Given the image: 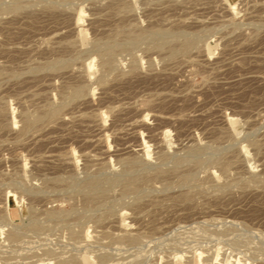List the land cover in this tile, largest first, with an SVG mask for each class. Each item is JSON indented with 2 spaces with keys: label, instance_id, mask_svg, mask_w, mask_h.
Segmentation results:
<instances>
[{
  "label": "rangeland",
  "instance_id": "rangeland-1",
  "mask_svg": "<svg viewBox=\"0 0 264 264\" xmlns=\"http://www.w3.org/2000/svg\"><path fill=\"white\" fill-rule=\"evenodd\" d=\"M61 261L264 264V0H0V264Z\"/></svg>",
  "mask_w": 264,
  "mask_h": 264
},
{
  "label": "bare ground",
  "instance_id": "bare-ground-1",
  "mask_svg": "<svg viewBox=\"0 0 264 264\" xmlns=\"http://www.w3.org/2000/svg\"><path fill=\"white\" fill-rule=\"evenodd\" d=\"M152 30H153V29H152ZM166 30H167V29H166ZM159 31H160V30H159ZM167 31H168V30H167ZM155 32H156V31H155ZM155 32H154V33H155ZM152 33H153V32H152ZM157 33H158V31H157ZM161 33H162V32H161ZM167 33H168V32H167ZM150 34H151V33H150ZM164 34H166V33L164 32ZM168 34H170V33H168ZM182 34H183V33H182ZM144 35H145V34H144ZM166 35H167V34H166ZM176 35H177V34H176ZM178 35H179V34H178ZM185 35H186V34H185ZM142 36H143V35H142ZM151 36H152V35H151ZM159 36H160V35H159ZM167 36H168V35H167ZM153 37H154V36H153ZM156 37H158V36H156ZM169 37H170V35H169ZM173 37H174V36H173ZM137 38H138V37H137ZM160 38H161V37H160ZM154 39H155V38H154ZM156 39H159V38H156ZM164 39H165V38H164ZM134 40L136 41L137 39L135 38ZM159 40H160V39H159ZM131 41H133V39H132ZM131 41H130V43H131ZM147 41H148V40H147ZM151 41H152V40H151ZM110 42H111V41H110ZM191 42H192V41H191ZM130 43H129V44H130ZM132 43H133V42H132ZM152 43H153V42H152ZM152 43H151V44H152ZM158 43H159V42H158ZM103 44H104V43H103ZM105 44H106V43H105ZM121 44H122V43H121ZM95 45H96V44H95ZM106 45H107V44H106ZM109 45H110V44H109ZM109 45H108V46H109ZM112 45H113V44H111V46H112ZM96 46H97V45H96ZM108 46H107V47H108ZM111 46H110V47H111ZM116 46H117V44H116ZM116 46H115V47H116ZM127 46H128V45H127ZM133 46H134V45H133ZM157 46H158V45H157ZM123 47H124V46H123ZM125 47H126V46H125ZM184 47H185V46H184ZM99 48H100V47H99ZM159 48H160V46H159ZM97 49H98V48H97ZM179 50H180V49H179ZM170 51H172V50H170ZM180 51H182V50H180ZM102 52H104V50H103ZM103 54H104V53H103ZM105 55H106V52H105ZM170 56H171V55H170ZM56 61H57V60H56ZM53 62H54V61H53ZM64 63H65V62H64ZM46 65H48V62H47ZM56 65H57V64H56ZM107 65H108V64H107ZM50 66H51V65H50ZM104 66H105V65H104ZM46 67H47V66H46ZM43 68H44V67H43ZM49 68H50V67H49ZM107 68H108V67H107ZM44 69H45V68H44ZM46 69H48V68H46ZM78 87H79V86H77V88H78ZM81 87H82V86H80V88H79L80 91H81ZM79 89H77V90H79ZM83 89H84V87H83ZM75 90H76V88H75ZM77 92H79V91H77ZM73 93L75 94V92H73ZM79 93H80V92H79ZM81 93H82V92H81ZM70 94H71V93H70ZM74 97H75V96H74ZM76 97H77V96H76ZM50 109H51V108H50ZM51 110H52V109H51ZM55 111H56V110H55ZM54 113H55V112H54ZM45 114H46V113H45ZM51 114L53 115V111H51ZM51 114H50V115H51ZM27 115H28V114H27ZM41 115H42V114H41ZM52 115H51V116H52ZM56 115H57V114H56ZM51 116H50V117H51ZM24 118H26V117H24ZM29 118H30V117H29ZM39 118H40V116H39ZM43 118H44V117H43ZM43 118H41V119H43ZM45 118H46V117H45ZM48 118H49V117H48ZM54 118H55V117H54ZM52 119H53V118H52ZM38 120H39V119H38ZM38 120H37V121H38ZM25 121H26V120H25ZM27 121H28V120H27ZM27 121H26V122H27ZM26 122H25V123H26ZM28 122H30V121H28ZM34 122H35V121H34ZM26 124H27V126H29V125L32 124V123H26ZM32 125H33V124H32ZM32 125H30V126H32ZM24 128H25V126H24ZM232 129H233V128H232ZM190 155H191V154H190ZM130 161H131V160H130ZM178 162H179V161H178ZM126 165H127V164H126ZM129 165H130V164H129ZM127 169H128V168H127ZM129 169H130V166H129ZM185 177H186V176H185ZM104 179H105V178H104ZM98 180H99V179H98ZM98 180H95V181H98ZM92 181H93V180H92ZM112 181H113V180H112ZM133 181H134V180H133ZM105 182H106V181H105ZM183 182H184V180H183ZM89 183H90V182H89ZM97 183L99 184L100 182H96V183H93V182H92V184H89V185L87 184V186H88V190L92 189L93 192H94V191L97 192V190H100V188L97 189L98 186H99ZM133 184H134V183H133ZM132 186H133V185H132ZM99 187H100V186H99ZM89 188H90V189H89ZM102 188H103V187H102ZM95 189H96V190H95ZM103 189H104V188H103ZM135 189H136V188H135ZM86 190H87V189H86ZM86 190H85V191H86ZM88 190H87V191H88ZM135 191H136V190H135ZM88 192H89V191H88ZM98 192H99V191H98ZM133 192H134V191H133ZM90 193H92V192H90ZM134 193H135V192H134ZM86 194H87V193H86ZM87 195H88V194H87ZM89 195H90V194H89ZM93 195H94V194H93ZM50 214H51V213H50ZM49 216H50V215H49ZM54 216H55V215H54ZM51 217H52V216H50V218H51ZM33 220H34V219H33ZM34 225H35V224H34ZM35 228H37V227H35ZM40 229H41V228H40ZM33 230H34V229H33ZM37 231H38V230H37ZM37 231H36V232H37ZM8 235H9V233H8ZM7 237H9V238L12 240V238H15L16 236H15V234L12 233V234H10V235L7 236ZM137 237H138V236H137ZM9 238H8V239H9ZM129 239H130V238H129ZM132 239H133V238H132ZM139 239H140V238H139ZM13 240H14V239H13ZM8 241H9V240H8ZM133 242H136V241H133ZM235 249H236V248H235ZM49 252H51V251H49ZM46 254H47V253H46ZM66 254H67V253H66ZM228 255H229V254H228ZM230 255H231V254H230ZM74 256H75V255H74ZM59 258H61V257L59 256ZM68 258H69V257H68ZM63 259H64V258H63ZM71 259H72V258H71ZM73 260H74V259H73ZM58 261H59V260H58ZM58 261H57V262H58ZM61 262H62V261H61ZM63 262H64V261H63ZM63 262H62V264H69L68 261H67L68 263H67L66 261H65L64 263H63ZM76 262H77V261H76ZM71 263H74V262H71ZM71 263H70V264H71ZM60 264H61V263H60ZM75 264H76V263H75Z\"/></svg>",
  "mask_w": 264,
  "mask_h": 264
}]
</instances>
